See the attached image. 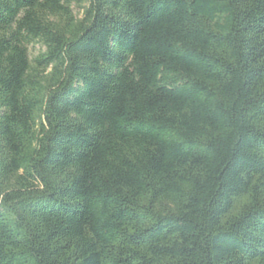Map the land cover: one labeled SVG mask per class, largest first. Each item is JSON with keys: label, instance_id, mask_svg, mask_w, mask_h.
Here are the masks:
<instances>
[{"label": "trees", "instance_id": "1", "mask_svg": "<svg viewBox=\"0 0 264 264\" xmlns=\"http://www.w3.org/2000/svg\"><path fill=\"white\" fill-rule=\"evenodd\" d=\"M0 264H264V0H0Z\"/></svg>", "mask_w": 264, "mask_h": 264}, {"label": "rangeland", "instance_id": "2", "mask_svg": "<svg viewBox=\"0 0 264 264\" xmlns=\"http://www.w3.org/2000/svg\"><path fill=\"white\" fill-rule=\"evenodd\" d=\"M32 53H36L38 51V46L30 47Z\"/></svg>", "mask_w": 264, "mask_h": 264}]
</instances>
